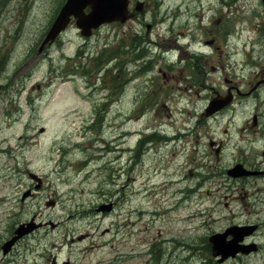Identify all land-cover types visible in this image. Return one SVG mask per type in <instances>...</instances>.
Segmentation results:
<instances>
[{"label": "rangeland", "instance_id": "rangeland-1", "mask_svg": "<svg viewBox=\"0 0 264 264\" xmlns=\"http://www.w3.org/2000/svg\"><path fill=\"white\" fill-rule=\"evenodd\" d=\"M142 1L137 18L90 37L70 23L40 52L64 0H0V243L40 223L0 264L41 258L31 250L79 264H264V172L227 174L264 171V86L204 114L264 70V4ZM114 62L112 78L101 69ZM186 62L203 68L191 87L177 81ZM243 223H257L243 242L258 248L217 262L208 236Z\"/></svg>", "mask_w": 264, "mask_h": 264}, {"label": "water", "instance_id": "water-1", "mask_svg": "<svg viewBox=\"0 0 264 264\" xmlns=\"http://www.w3.org/2000/svg\"><path fill=\"white\" fill-rule=\"evenodd\" d=\"M86 5H90L91 9L88 13L84 14L82 9ZM137 9L141 10L139 6H137ZM72 13L74 16L78 17L77 25L81 28V32L84 35H89L91 28L97 27L102 22L111 20L124 21L130 16V14H127V0H67L58 13L43 42H46L48 39H53L60 29L66 25L69 15ZM213 103L214 101L210 103V108L215 107H211ZM228 173L232 176H237L252 172L243 170L240 165H236L229 169ZM100 208L109 209L110 205L101 206ZM34 227L35 225L33 224H27L26 226L20 224L15 229V234L8 241L4 242L2 246L3 250L7 251L17 238L31 231ZM253 228L254 226H231L222 233L211 235L209 241L212 244L213 255H221L219 261H222L229 255L234 256L238 251L248 253L250 250L254 249L253 245H242L238 243V241L242 240L244 235L251 233ZM228 234H232L233 237L226 241L225 237Z\"/></svg>", "mask_w": 264, "mask_h": 264}, {"label": "flooded vegetation", "instance_id": "flooded-vegetation-1", "mask_svg": "<svg viewBox=\"0 0 264 264\" xmlns=\"http://www.w3.org/2000/svg\"><path fill=\"white\" fill-rule=\"evenodd\" d=\"M131 3H132V0H130V3H129V6L130 7H131ZM58 9L56 10V12L58 11ZM56 12L54 13L53 18L55 16ZM58 38H60V36L57 37L55 40H57ZM54 41L52 43H54ZM185 69H186V74L189 73L190 76L189 77L188 76H182L184 73H182V71H180L181 74H178V77L183 78L184 79V82L185 83H188L190 85L193 84V83H195V78L193 77L194 72L196 74L203 73V70H202L203 68H200V69L198 68L197 69L196 67H195L194 72H193V70L189 67V64L185 65ZM163 75L165 76V74H163ZM262 79H264V70L263 69H261L259 72H257V75H256L257 82L258 81H261ZM262 86H264V81L258 83L257 84V87L254 90H258ZM251 92L252 91L248 92L247 94H250ZM254 118H255V125L257 126L258 123H259V121L257 119L256 114L254 115ZM17 243H18V241L15 242V244L12 246L11 250H9L5 255L2 254V252H0L1 258H5L8 255H10L12 253V251H13V248L16 246ZM0 245H1V243H0ZM29 253L31 255H33V254H41V258L40 259H36L35 256H33L34 259L32 261H30V263L29 262H25V264H28V263L29 264H79V262H78L79 260H77V259L76 260H72V259L69 258V256H67L65 258H60V257L54 255L51 252L48 253L46 251H32L31 250V251H29Z\"/></svg>", "mask_w": 264, "mask_h": 264}]
</instances>
